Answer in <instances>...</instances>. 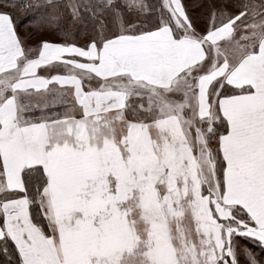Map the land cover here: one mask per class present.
Here are the masks:
<instances>
[{"label": "crops", "instance_id": "obj_1", "mask_svg": "<svg viewBox=\"0 0 264 264\" xmlns=\"http://www.w3.org/2000/svg\"><path fill=\"white\" fill-rule=\"evenodd\" d=\"M18 1L33 5L47 0ZM121 1L140 11L146 9L142 0H137L136 5L130 0ZM57 46L42 41L36 57L26 59L10 23L0 16V238L6 236L12 242L21 264H217L220 251L210 230L196 229L197 224L188 219L165 222L162 218L166 216L159 210L157 229L108 218L101 225L93 223L92 218L76 221L71 217L72 210L62 206L67 198H74L86 211L92 209L91 200L96 198L90 190L92 174L71 170L80 162L58 164L54 157L69 144L70 135L83 134L91 142L98 134V125L131 122L125 113L129 98L125 82L167 90L205 60L203 42L190 36L176 38L168 25H162L137 36L109 39L93 52L74 49L79 56L91 58L92 63L95 60L94 77L105 82L99 86L82 84L69 69L54 67L52 62L67 53ZM258 47L257 53L239 58L221 74L232 87L251 85L253 89L217 99L219 113L228 125L217 146L225 163L224 203L241 207L254 228L264 231V66L259 62L264 59V33ZM56 90L66 95L71 111L49 120L33 121L29 109L43 101L40 98L37 102L31 96L49 99ZM176 121L179 127L181 124ZM59 143L63 145L61 149ZM33 165H41L46 177L40 197L46 233L33 223L28 199L19 193L24 190L22 171ZM49 168H55L57 173L49 176ZM70 182H77L78 186L68 196ZM232 184L261 185L251 191L249 198L240 199ZM12 192L18 194L6 196ZM52 215L68 221L61 224L56 218V224L51 225Z\"/></svg>", "mask_w": 264, "mask_h": 264}, {"label": "rangeland", "instance_id": "obj_2", "mask_svg": "<svg viewBox=\"0 0 264 264\" xmlns=\"http://www.w3.org/2000/svg\"><path fill=\"white\" fill-rule=\"evenodd\" d=\"M12 1L21 6H32L21 4L18 0ZM93 1L102 7L117 3L119 12L132 14L133 17L148 11L145 0H142L145 11L127 6L121 0H112L105 4L101 2L102 0ZM136 1L130 0V3L136 5ZM160 1L163 10L170 15V21L183 36H190L198 42H203L205 60L198 67L187 72L188 74L185 73L184 77L176 79L167 90L158 91L134 82H125L129 92L127 110L137 108L144 112L143 116L148 120H132L125 125L109 122L107 125H98V134L91 142H87L82 134L70 135L69 144L67 143L63 150L60 148L63 145L58 144L61 151L54 156L58 159L56 160L58 164L68 160L80 162V165L71 170H76L79 174H92L90 190L94 197L96 195V198L91 200L92 209L89 211L83 209V206H78L79 201L74 198H67L62 207L71 209L74 213L71 217L76 221H87L92 218V222L99 225L104 224L108 218L128 224H145L150 226L149 228L157 229V222H160L157 210L166 216L162 218L165 222L174 220L183 222L188 219L193 224H197L196 229L203 232L210 230V237L214 238L217 249L221 251L224 248L223 254H229L233 264H236L231 244L233 234L239 233L248 239L253 235L264 242V231L246 225L244 219L238 221L234 219L232 215L237 208L224 203L222 199L221 184H224V168L220 180L223 159L217 143L223 134L218 137L216 134L220 131L223 117L219 115L216 96L229 90L230 85L221 75L223 70L232 67L239 58L243 59L258 52L259 38L264 33V0H248L245 4L246 12L237 13L223 23L222 15H213L209 20L208 28L200 26L195 18L205 20L201 14L193 15V26L200 28V32H196L194 27L192 29L184 25L185 16L180 0ZM52 2L65 4L68 17L72 19L79 17L78 0H47L45 3ZM38 4L40 3L33 5ZM218 4L215 1L212 6ZM223 4L228 8L233 7V3L228 1H223ZM13 9H15L13 5L0 4V16H5L10 23L26 59L36 57L42 41L57 44V49L60 51L66 49L67 53H62L56 62H52L53 66L69 69L68 72L75 74L82 84L86 83L90 86L105 83L94 77L95 60L93 59L94 63H92L89 61L91 58L86 55L79 56L78 52L73 50L79 48L89 51L90 49L93 52L95 49L99 50L109 39L135 36L125 31H139L137 35H140L142 34L140 31L144 30L139 27L134 30L128 29L123 24L132 20L129 18L121 20L117 14V28L103 33L101 28L95 27L100 18L96 13L93 20L84 25L85 29L95 27L94 41H91L90 35L84 31L77 38H68L50 34L37 25L33 26L29 34L26 30L27 25L21 26V41L7 14V11ZM74 28L75 25L71 24L69 32ZM259 62L264 66V59H259ZM118 82L122 84L123 81ZM242 88L244 91L241 93H249L253 89L251 85ZM51 94L53 95L49 99V96L45 98L39 95L31 96L37 102L42 99L40 106L49 103L47 108L60 107L58 114L50 111L49 114H41L39 119H50L71 111L66 105V95L64 97L57 90ZM53 101L57 103L50 104ZM35 109L36 107L30 108V113ZM43 109L45 108L41 110L44 111ZM176 120L181 124L179 127ZM226 127L228 130L227 123ZM54 169H48L49 176L54 172L57 173ZM70 176H73L72 172ZM82 185L83 188L86 187ZM260 185L232 184V189L238 198L245 199L249 198L251 191ZM77 186V182L69 183L68 196L73 195ZM56 200L59 201L57 198ZM55 206L58 211V203ZM49 219L51 225L56 224L55 220L61 224L68 221V218L55 215L50 216ZM223 220L225 224H222ZM154 233L157 234V231Z\"/></svg>", "mask_w": 264, "mask_h": 264}, {"label": "trees", "instance_id": "obj_3", "mask_svg": "<svg viewBox=\"0 0 264 264\" xmlns=\"http://www.w3.org/2000/svg\"><path fill=\"white\" fill-rule=\"evenodd\" d=\"M148 6V11L145 14H138L136 16H131L132 14H125L119 12L118 4L111 3L109 6L102 7L97 5L93 0H78L79 12L80 15L76 19H72L70 16H67L68 10L65 9L66 5L61 2H52V3H40L38 5H32L30 7L21 6L19 3L14 2L12 0H0V4L2 6L13 5L15 9L12 11H7L9 15L10 21L14 25L19 38H21V26L27 25V31L33 28L34 25H37L41 30H47L50 34L53 35H63L64 37H72L77 38L81 32H87L91 41L95 36V27L101 28L100 30L104 33L108 32L109 29L113 31L117 28V14L122 19H131V22H125L123 25L128 29L134 30L136 28H142L144 30L140 31V33H144L146 31H150L156 29L162 25H168L173 35L176 38L182 37L183 34L181 31L176 29L174 24L170 21V15L163 10V5L160 0H145ZM218 2L219 4L216 6H212L214 2ZM223 1H228L233 3V7H229L223 4ZM248 0H180L181 6L183 8V13L185 16L184 25L191 27L193 29V21L194 16L201 14L205 20H200L195 17L200 26H204V28H208V23L211 16L219 15L223 16L222 23L227 21L228 19L236 16L237 13L246 12L245 4ZM258 1V0H256ZM196 2V3H195ZM115 12V13H114ZM99 14L100 18L98 19L95 27L90 29H85L84 25L93 20L95 14ZM133 17V18H132ZM98 18V16H97ZM226 18V19H225ZM221 21L219 23H221ZM95 22V21H94ZM93 22V23H94ZM122 22V21H121ZM75 25V28L72 32H69V26ZM190 24V25H189ZM212 24V23H211ZM214 25V24H212ZM196 32H200V28L194 27ZM98 29V28H96ZM146 29V30H145ZM198 29V30H197ZM139 31H128L125 33L137 35ZM204 33V32H203ZM88 37V36H87ZM244 88L242 87H230L229 90L224 93L217 94L216 97L234 95L243 92ZM220 92V91H219ZM129 99V98H128ZM129 100H127V103ZM127 105V104H126ZM44 111H42L41 109ZM134 109V108H133ZM50 111L58 112L60 111V107H52L47 108L43 106L36 107L33 110L32 115L33 121L38 120H47L49 118L39 119V116L42 114H49ZM131 111V112H130ZM128 111L125 108L126 116L131 120H148V118H144L142 111L135 108L134 110ZM30 113V112H29ZM220 115V114H219ZM221 117V115H220ZM55 117H50V119ZM31 119V118H30ZM222 126H220V131L217 133L216 137L221 134L226 133L227 127L223 118H221ZM216 126V125H215ZM1 168V164H0ZM224 168V163L222 160L221 164V172L219 174L220 180L222 178V170ZM22 181L24 190L23 193L28 199V209L31 220L37 226H39L45 233L47 232V223L45 217L41 210L40 205V197L41 192L46 185V177L41 165H33L25 167L22 171ZM223 189V184H221V190ZM17 192H12L7 194L6 196L17 195ZM239 210L233 212L232 217L237 221L240 219H244L246 225L254 227L253 221L250 219L248 214L239 206H235ZM222 224H225V221H222ZM235 228V227H233ZM241 228L239 227V230ZM231 244L234 250V261L236 264H264V242L259 238L251 235V238L248 239L244 236L239 235V233H234L231 239ZM225 246V244H224ZM224 249V248H223ZM223 249L220 251V258L217 264H233L232 259L229 254L224 253ZM0 264H21L20 258L17 255V252L12 244V242L6 237L3 236L0 238Z\"/></svg>", "mask_w": 264, "mask_h": 264}]
</instances>
